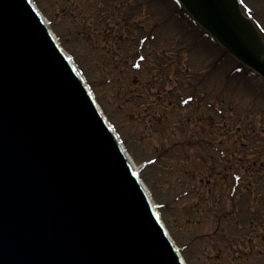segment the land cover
I'll list each match as a JSON object with an SVG mask.
<instances>
[{
    "label": "rangeland",
    "instance_id": "rangeland-1",
    "mask_svg": "<svg viewBox=\"0 0 264 264\" xmlns=\"http://www.w3.org/2000/svg\"><path fill=\"white\" fill-rule=\"evenodd\" d=\"M34 1L186 263L264 264V79L174 0ZM241 4L264 37V0Z\"/></svg>",
    "mask_w": 264,
    "mask_h": 264
},
{
    "label": "water",
    "instance_id": "water-1",
    "mask_svg": "<svg viewBox=\"0 0 264 264\" xmlns=\"http://www.w3.org/2000/svg\"><path fill=\"white\" fill-rule=\"evenodd\" d=\"M180 1L264 76V42L237 0ZM0 264H184L27 0H0Z\"/></svg>",
    "mask_w": 264,
    "mask_h": 264
},
{
    "label": "bare ground",
    "instance_id": "bare-ground-1",
    "mask_svg": "<svg viewBox=\"0 0 264 264\" xmlns=\"http://www.w3.org/2000/svg\"><path fill=\"white\" fill-rule=\"evenodd\" d=\"M133 164H134V166L137 168V165L135 164V162L133 161Z\"/></svg>",
    "mask_w": 264,
    "mask_h": 264
},
{
    "label": "snow or ice",
    "instance_id": "snow-or-ice-1",
    "mask_svg": "<svg viewBox=\"0 0 264 264\" xmlns=\"http://www.w3.org/2000/svg\"><path fill=\"white\" fill-rule=\"evenodd\" d=\"M187 101H185V103H186Z\"/></svg>",
    "mask_w": 264,
    "mask_h": 264
}]
</instances>
